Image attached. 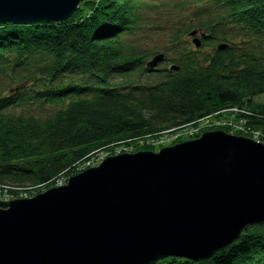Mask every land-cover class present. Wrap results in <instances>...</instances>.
Wrapping results in <instances>:
<instances>
[{
	"label": "trees",
	"instance_id": "trees-1",
	"mask_svg": "<svg viewBox=\"0 0 264 264\" xmlns=\"http://www.w3.org/2000/svg\"><path fill=\"white\" fill-rule=\"evenodd\" d=\"M92 2L83 0L60 24L0 25L1 190H49L79 174L95 150L119 141L138 146L144 136L164 143L243 102L244 137L264 142V103L253 104L264 98V0H208L229 29L259 43L257 51L215 49L201 61L199 51L188 52L172 62L175 72L147 69L143 54L122 40L137 29L147 0ZM136 72L158 80L141 85ZM24 105L54 112L44 119L16 115ZM155 264H264V224L208 260Z\"/></svg>",
	"mask_w": 264,
	"mask_h": 264
},
{
	"label": "water",
	"instance_id": "water-1",
	"mask_svg": "<svg viewBox=\"0 0 264 264\" xmlns=\"http://www.w3.org/2000/svg\"><path fill=\"white\" fill-rule=\"evenodd\" d=\"M82 1L0 0V25L60 24ZM197 35L189 34L195 49ZM162 61L157 54L145 67ZM261 224L264 146L216 131L108 157L64 186L1 201L0 264L200 262Z\"/></svg>",
	"mask_w": 264,
	"mask_h": 264
},
{
	"label": "rangeland",
	"instance_id": "rangeland-1",
	"mask_svg": "<svg viewBox=\"0 0 264 264\" xmlns=\"http://www.w3.org/2000/svg\"><path fill=\"white\" fill-rule=\"evenodd\" d=\"M91 1H93V5L98 3V0ZM147 5L149 6L148 9L139 12L137 29L131 34L124 35L122 40L124 43L134 47L137 52L143 54V65L150 61L153 56L162 54L163 61L154 68L156 71L167 70L172 65V62L183 58L188 52L199 51L196 58L201 61L203 58L211 56L217 45H227L233 48L234 51H239V53L245 50V52L258 50L259 43L253 39H249L248 36L238 30L229 29L228 24L222 21L220 14L217 13L216 9L212 7L208 0H147ZM194 30L198 31L197 38L203 35L200 41L202 39L205 41L203 44L201 43L198 49H195L192 44V38L189 36ZM259 48L264 54V43ZM140 76L136 72L133 78L134 80L140 81L139 83L141 85H144L143 83L153 84V82L155 83L158 80L151 79L145 81L146 75L143 78ZM109 83L116 89L123 88V90H127L128 92H132L133 90L132 85H121L118 80H110ZM263 103V97L253 100L254 106H259ZM244 111V102L241 107L231 106L223 108L217 115L200 121L184 132L173 135L174 137H168V140H165L164 143L160 142L159 139H148L145 136L144 138L140 137L135 140L138 146L133 144L127 146L121 141L112 143L108 147L95 150L89 157L90 159L79 168L78 172L82 173L90 168L96 167L108 157L135 154L142 151L157 153L162 148L173 146V142L177 138L181 142H176L175 144L195 140L202 134L216 131H223L229 135L244 137V133L238 128L242 127L241 116ZM53 112V109L34 105L30 107L24 105L14 111L16 115H29L38 119H44ZM236 130L239 132V135L234 133ZM70 177L63 178L54 188L64 186ZM38 191L40 189H0V197L3 201L31 199L44 190Z\"/></svg>",
	"mask_w": 264,
	"mask_h": 264
},
{
	"label": "built area",
	"instance_id": "built-area-1",
	"mask_svg": "<svg viewBox=\"0 0 264 264\" xmlns=\"http://www.w3.org/2000/svg\"><path fill=\"white\" fill-rule=\"evenodd\" d=\"M241 122H242V127L240 128V127H238L240 130H241V132L242 133H244V135L243 136H245V131H244V127H243V125H244V123H243V121L241 120ZM237 129V128H236ZM234 133H236V134H239V132L236 130V132H234ZM252 141H255V142H259V143H262V144H264V142H261V141H258V139L257 138H252ZM11 198V197H10ZM0 200H1V197H0Z\"/></svg>",
	"mask_w": 264,
	"mask_h": 264
}]
</instances>
